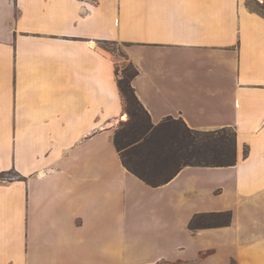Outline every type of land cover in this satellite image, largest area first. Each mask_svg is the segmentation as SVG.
<instances>
[{
	"label": "crops",
	"instance_id": "crops-1",
	"mask_svg": "<svg viewBox=\"0 0 264 264\" xmlns=\"http://www.w3.org/2000/svg\"><path fill=\"white\" fill-rule=\"evenodd\" d=\"M112 43L153 125L232 129L236 164L158 187L128 172ZM0 175V264H264V16L245 0H0Z\"/></svg>",
	"mask_w": 264,
	"mask_h": 264
},
{
	"label": "trees",
	"instance_id": "trees-1",
	"mask_svg": "<svg viewBox=\"0 0 264 264\" xmlns=\"http://www.w3.org/2000/svg\"><path fill=\"white\" fill-rule=\"evenodd\" d=\"M105 48L110 50L108 45ZM137 74L130 62L117 78L128 119L119 123L112 140L128 172L146 185L158 187L168 183L185 166L229 167L236 164V133L232 129L197 131L172 118L153 125L131 84ZM231 216V211L194 214L188 229L195 232L227 226Z\"/></svg>",
	"mask_w": 264,
	"mask_h": 264
},
{
	"label": "rangeland",
	"instance_id": "rangeland-1",
	"mask_svg": "<svg viewBox=\"0 0 264 264\" xmlns=\"http://www.w3.org/2000/svg\"><path fill=\"white\" fill-rule=\"evenodd\" d=\"M246 5L253 11H256L264 16V0H245ZM111 52L116 57V60L118 61L116 66V77L118 78L121 75V71L128 67L130 64V61L125 56V48L123 44L119 43H112L108 45ZM124 116L128 119L127 113L125 112ZM125 119V121L127 120ZM124 122V121H120ZM134 250H137V247L134 248ZM233 264H236V262H232Z\"/></svg>",
	"mask_w": 264,
	"mask_h": 264
},
{
	"label": "bare ground",
	"instance_id": "bare-ground-1",
	"mask_svg": "<svg viewBox=\"0 0 264 264\" xmlns=\"http://www.w3.org/2000/svg\"><path fill=\"white\" fill-rule=\"evenodd\" d=\"M124 119H127V118H125V116L123 115L122 120H124Z\"/></svg>",
	"mask_w": 264,
	"mask_h": 264
}]
</instances>
